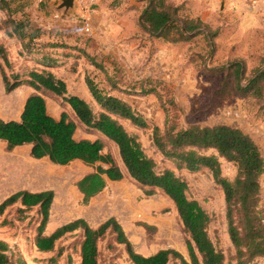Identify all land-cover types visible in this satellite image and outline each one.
I'll return each instance as SVG.
<instances>
[{"label":"rangeland","instance_id":"obj_1","mask_svg":"<svg viewBox=\"0 0 264 264\" xmlns=\"http://www.w3.org/2000/svg\"><path fill=\"white\" fill-rule=\"evenodd\" d=\"M96 1L100 10L90 20L91 34L85 31L83 22L76 19L70 28L47 29L40 39L42 44L37 45L39 49L35 48L30 54L16 38L17 48L13 41L6 44L9 57L15 63L14 73L27 72L35 65L32 58L47 52L56 61L50 69L67 83V95H80L96 112L100 111L86 82V76H90L100 88L132 104L144 116L147 126L119 120L137 135L146 153L158 162L159 170L173 169L187 181L189 196L199 200L210 215L208 234L216 248L223 252L225 264H236L237 250L228 232L222 186L209 167L190 171L166 157L155 144L154 128L158 127L159 134H164L170 127L179 130L192 125L227 124L242 129L254 139L264 125V96H255L251 88L237 87L234 78L212 68L243 59L247 65L246 78L252 75L254 67L264 58L263 0H168L181 6L189 17L199 14L213 30L219 31L213 55L204 35L172 43L142 31L140 17L147 0ZM226 3L229 5L227 14L224 13ZM28 93L22 85L6 91L1 77L0 118L19 119ZM40 93L46 98L51 115L59 118L65 111L76 118L63 96L47 91ZM75 135L78 139L96 138L97 132L78 121ZM105 151L113 154L124 170V177L108 180L107 195L96 197L97 204L89 208L85 205L89 202L84 203L76 186L88 169L82 163L62 165L48 158L35 159L30 155V146L8 149L7 143L0 140V203L18 190L52 189L55 196L46 234L80 215H85L91 225L112 215L124 222L137 252L149 255L162 248H175L190 260L186 244L190 235L175 205L170 204L171 199L160 189L150 191L151 186L132 178L113 143H108ZM200 152L218 154L214 149ZM219 161L222 176L234 180L237 166L222 156ZM20 208L21 204L15 203L0 215V238L28 264H76L83 231L78 229L59 238L53 252L39 251L34 241L43 217L40 206L23 211ZM98 247L99 264H134L125 244L116 242L111 231L99 240ZM260 262L264 264V259ZM168 264L182 262L173 258Z\"/></svg>","mask_w":264,"mask_h":264},{"label":"trees","instance_id":"obj_2","mask_svg":"<svg viewBox=\"0 0 264 264\" xmlns=\"http://www.w3.org/2000/svg\"><path fill=\"white\" fill-rule=\"evenodd\" d=\"M30 0H0V31L10 38H16L28 54L42 43L47 33L26 12ZM148 4L140 17V29L172 43L190 41L204 35L208 47L216 51L218 30L200 17H189L182 7L168 0H147ZM38 45V46H37ZM46 46V45H44ZM35 65L16 74L6 44L0 39V77L6 91L20 85H28L34 91L27 97L19 119L0 118V140L8 149L31 145L30 154L36 159L49 158L56 164H68L75 159L95 166L96 171L85 175L77 182L83 193L84 203L99 193L106 185L104 174L113 180L124 177V171L111 152H105L108 143L117 146L122 164L136 181L160 189L175 204L178 215L190 238L186 242L188 260L175 248H162L151 255L137 252L124 228L115 217H110L99 226H91L84 218H76L58 226L46 234L55 193L52 189L42 191L18 190L0 203V215L15 203L20 210L40 206L42 221L37 228L35 245L39 251L49 252L56 247L59 238L69 232L81 229V264H99V240L109 231L115 241L125 244L129 258L134 264H168L173 258L182 264H225V256L218 250L208 234L210 215L197 199L188 194L187 181L173 169L159 170L158 162L144 150L136 134L131 133L119 120H129L133 125L146 127L147 121L125 99L112 94L90 76H86L92 97L100 106L96 112L91 103L77 94L67 95V83L50 69L55 58L47 52L32 58ZM263 59V60H262ZM15 64V63H14ZM37 64L41 66H37ZM216 72L226 73L234 78L236 86L264 96V58L254 67L252 75L246 78L247 65L243 59H235L215 66ZM10 70V74L8 73ZM22 76V77H21ZM247 79L246 84L243 81ZM63 96L80 123L97 132L96 138H76L78 121L67 112L57 118L47 109L46 98L40 92ZM154 139L158 149L190 171L209 167L216 181L222 186L227 203L228 232L237 250L236 264H262L264 259V219L260 213V177L264 173V156L257 142L242 129L227 125H192L179 130L167 128L159 134L154 128ZM201 149L218 152L205 154ZM219 156L225 157L237 166L234 180L222 176ZM60 253V252H59ZM0 264H28L24 257L15 253L10 244L0 238Z\"/></svg>","mask_w":264,"mask_h":264},{"label":"crops","instance_id":"obj_3","mask_svg":"<svg viewBox=\"0 0 264 264\" xmlns=\"http://www.w3.org/2000/svg\"><path fill=\"white\" fill-rule=\"evenodd\" d=\"M229 1L230 0H227V2H229ZM263 2H264V0H263ZM60 3H61V0H30V2L28 3V5L26 7V12H27L28 16H30L34 21H36L39 24V26H41L43 29L51 30L54 27H59L61 29L70 28V27L73 26V23H74V21L76 19L80 20L79 19L78 2H77V0H75V6H74V8H70L69 10H65L63 8H59ZM97 3H98V1H95L93 3V5H92L91 13H90V20H91V18H93V15L94 14H97L99 12V10H100V8H98V6H97ZM225 6H226V9L224 10V13L227 14L226 13L227 12V8L229 7L228 3H226ZM194 17H200V16H199V14H195ZM200 18L203 20L202 17H200ZM91 24H92V22H91ZM0 39L5 44H9V43H11L13 41L12 43H14L15 47L17 48L16 39L15 38L8 37L2 31H0ZM22 86H25V88H27L29 90V93L25 97V100H24V103H23V107H24V104H25V101H26L27 97L32 93V91H31L32 88L30 86H28V85H25V84H23ZM22 110H23V108H22ZM21 113H22V111H21ZM92 139H94V138H92ZM254 140L259 145V147L261 149V152H262V154L264 156V125L262 126V128L258 129V132L254 135ZM22 146H30V151H31V145L26 144V145H21V146H18V147H22ZM115 147L117 148L116 145H115ZM105 152H107V151H105ZM72 162H80L86 168H88L86 170V172L80 177V179L83 178L85 175L96 171V167H95L96 165L95 166L88 165V164L84 163L80 159H75V160L71 161L70 163H72ZM65 165H67V164H65ZM103 176L106 179V185H105V187L99 193H97L96 195H94L93 197L90 198V201H89L88 204H85L86 206H89V208H93L94 205L97 204L96 203V200H95L96 197H98L99 195H101L104 198L107 195V193H108V180H113V179H110L105 174ZM260 184H261V189H260V203H259V208H260V213H261V215H262V217L264 219V173L260 177ZM77 188H78V186H77ZM23 190H26V189H23ZM29 191H31V190H29ZM39 191H42V190H39ZM78 191L83 195V193L79 190V188H78ZM106 200H108L107 197H106ZM100 204H102V203L100 202ZM170 204H174V202L172 200H170ZM110 217H115V216H112L111 215ZM77 218H84L87 221V218L85 217V215H80ZM117 220L120 222V224L122 225V227L124 228V230H125V232L127 234V229L128 228L126 227V225L124 224V222L123 221H120L118 218H117ZM104 221H102V222H104ZM87 222L89 223V221H87ZM102 222L98 223L97 225H91L90 223L89 224L91 226H93V227H97ZM49 252H53V251H49ZM155 252H153V253H155ZM153 253H151V254H153ZM151 254H149V255H151ZM68 260H70L69 257H68ZM76 264H81V255H80V252L77 254Z\"/></svg>","mask_w":264,"mask_h":264},{"label":"built area","instance_id":"obj_4","mask_svg":"<svg viewBox=\"0 0 264 264\" xmlns=\"http://www.w3.org/2000/svg\"><path fill=\"white\" fill-rule=\"evenodd\" d=\"M96 0H77L79 9V19L84 24V29L88 34L92 33V24L90 21V13L93 3Z\"/></svg>","mask_w":264,"mask_h":264},{"label":"water","instance_id":"obj_5","mask_svg":"<svg viewBox=\"0 0 264 264\" xmlns=\"http://www.w3.org/2000/svg\"><path fill=\"white\" fill-rule=\"evenodd\" d=\"M74 6H75V0H61L59 8L69 10L70 8H74Z\"/></svg>","mask_w":264,"mask_h":264}]
</instances>
